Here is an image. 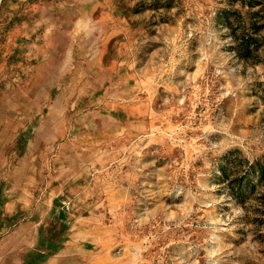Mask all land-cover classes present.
Returning a JSON list of instances; mask_svg holds the SVG:
<instances>
[{"label":"rangeland","instance_id":"1","mask_svg":"<svg viewBox=\"0 0 264 264\" xmlns=\"http://www.w3.org/2000/svg\"><path fill=\"white\" fill-rule=\"evenodd\" d=\"M0 264H264V0H0Z\"/></svg>","mask_w":264,"mask_h":264},{"label":"trees","instance_id":"2","mask_svg":"<svg viewBox=\"0 0 264 264\" xmlns=\"http://www.w3.org/2000/svg\"><path fill=\"white\" fill-rule=\"evenodd\" d=\"M153 1H155V2H156V0H153Z\"/></svg>","mask_w":264,"mask_h":264}]
</instances>
